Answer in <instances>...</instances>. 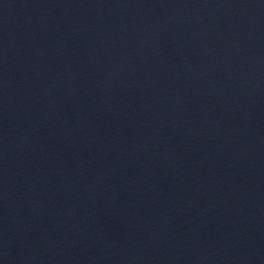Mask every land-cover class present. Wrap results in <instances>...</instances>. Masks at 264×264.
I'll return each mask as SVG.
<instances>
[{"label":"water","instance_id":"95a60500","mask_svg":"<svg viewBox=\"0 0 264 264\" xmlns=\"http://www.w3.org/2000/svg\"><path fill=\"white\" fill-rule=\"evenodd\" d=\"M0 264H264V0H0Z\"/></svg>","mask_w":264,"mask_h":264}]
</instances>
